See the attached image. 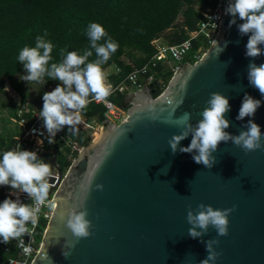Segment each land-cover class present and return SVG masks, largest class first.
Returning <instances> with one entry per match:
<instances>
[{
    "label": "water",
    "instance_id": "1",
    "mask_svg": "<svg viewBox=\"0 0 264 264\" xmlns=\"http://www.w3.org/2000/svg\"><path fill=\"white\" fill-rule=\"evenodd\" d=\"M227 4L218 31L197 61L173 71L156 97L146 88L128 93L126 117L116 125L95 127L62 176L56 168L61 179L52 195L53 209L30 264H197L207 256L205 243L188 235L186 216L189 207L195 212L201 203L214 209L235 206L227 236L209 227L202 238L219 240L214 247L221 255L215 264H264V148L245 153L231 141L221 142L213 153L217 163L208 169L190 153L173 154L168 144L180 131L175 120L189 113L193 124L199 121L212 92L229 98L225 131L233 135L246 130L243 125L250 119H236L245 93L260 99L251 119L264 133V97L247 80L248 36L229 26ZM236 21L243 22L238 16ZM254 62L264 63V55ZM150 103L158 115L155 121L145 109ZM190 142L191 136L181 146ZM106 151L109 155L81 203L80 182ZM74 206L86 209L93 224L92 235L78 241L66 227L67 209ZM63 250L71 255L65 258Z\"/></svg>",
    "mask_w": 264,
    "mask_h": 264
},
{
    "label": "clouds",
    "instance_id": "2",
    "mask_svg": "<svg viewBox=\"0 0 264 264\" xmlns=\"http://www.w3.org/2000/svg\"><path fill=\"white\" fill-rule=\"evenodd\" d=\"M225 14L232 16L230 27L236 25L240 36H248L245 56L251 60L247 67V80L249 85L264 97V63L257 65L254 62L256 58L264 55V0H228ZM237 16L242 23L237 24ZM86 35L90 41L89 47L83 49L82 54L60 49L62 59L59 63L51 62L55 45L48 39L47 30L36 36L34 47L25 46L18 55V61L26 72V75L19 77L20 80L28 84H45V77L59 81L53 90L44 92L43 107L39 111L50 145L65 126L71 129L82 122V111L90 103V96L96 101L107 102L113 91V85L108 82L102 66L117 51L119 44L108 35L100 23H89ZM102 40L104 42L100 43ZM93 50L96 59L89 62ZM261 103L260 99L245 93L236 119H250L243 125L246 130L233 135L225 131L230 126V121L226 119V114L231 110L229 98L220 92H212L199 121L193 124L189 113H184L175 120L174 126L180 131L179 134H173L168 141L172 153H190L195 163L211 169L217 163V157L213 153L218 151L221 142L226 144L231 141L245 153L264 148V133L261 132L260 125L251 119L261 107ZM145 109L152 114L153 121L158 119L153 104H148ZM189 136L190 144L187 147L181 146V141ZM38 143L42 145L43 141ZM21 149V145L17 144L16 148L5 151L0 158V186L10 187V196H16V199L9 197L0 202V243L8 244L17 240L18 246L23 248L24 241L20 238L26 234L31 235L32 230L27 225L31 223L33 229L36 227L41 207L48 199L52 187L49 180L53 177V165L39 158L36 151ZM108 155L106 151L97 161L95 170L83 176L79 185L81 203L86 199L93 179ZM96 188L102 190L103 185L97 184ZM20 193H26L32 203L21 202ZM234 210L235 206L214 209L211 205L203 203L198 205L195 212L189 207L186 220L191 227L188 229V235L193 239H201L207 252V256L197 264H215L221 253L216 251L214 246H218L220 242L218 239L203 241L202 238L207 235L209 227L213 228L218 236H227L228 218ZM88 215L86 209L78 210L75 206L67 209L66 227L77 241L92 235L93 224L87 218ZM60 218L64 220L65 213H61ZM67 246L71 248L74 244ZM62 255L67 258L71 252L63 250ZM48 258L46 253L44 259Z\"/></svg>",
    "mask_w": 264,
    "mask_h": 264
},
{
    "label": "trees",
    "instance_id": "3",
    "mask_svg": "<svg viewBox=\"0 0 264 264\" xmlns=\"http://www.w3.org/2000/svg\"><path fill=\"white\" fill-rule=\"evenodd\" d=\"M213 7L214 0H0V112H5L8 119L14 121L12 131L0 128V158L5 151L16 148L17 144L21 145V150L32 151L31 142L21 140L23 129L19 128L18 121L22 119L24 127H29L33 116L40 115L44 92L53 90L59 83L45 77V84L31 82L27 88L19 78L21 74L26 75L23 65L18 61L19 52L25 46L34 47L37 35L48 31V39L55 45L51 62L59 63L62 59L60 49L82 54V50L90 45L86 35L87 26L92 22L100 23L119 44L117 51L102 66L103 70L112 65L116 67V73L107 75L108 82L116 87L126 74L144 65L153 55L152 41L166 45L182 42L189 32L196 29L202 19L201 12ZM198 46H202L204 51L208 47L197 38L191 42L190 52ZM95 59L93 50L89 62ZM148 74H152V79L147 81L143 78L141 87L156 97L166 86L172 72L158 65ZM6 88L16 95V102L8 96ZM131 91L115 90L107 102L127 110L129 105L126 96ZM104 113L101 103L90 101L82 111V119L102 126ZM40 125L41 122L36 124ZM88 139L87 129L65 126L57 133L53 144L48 143V137L41 138L42 152L38 153V157L48 163L54 160L51 163L53 167L64 173L69 165L64 159V153L68 151L67 144L74 146L75 158ZM11 191L8 186H0V202L11 198ZM43 226L44 223L38 230L36 244ZM12 254L0 251V261L3 262Z\"/></svg>",
    "mask_w": 264,
    "mask_h": 264
},
{
    "label": "built area",
    "instance_id": "4",
    "mask_svg": "<svg viewBox=\"0 0 264 264\" xmlns=\"http://www.w3.org/2000/svg\"><path fill=\"white\" fill-rule=\"evenodd\" d=\"M226 2L227 0H214V7L212 9H204L201 12L202 19L196 25V29L192 32H189L187 38L182 42L174 45H166L160 44L157 41H152L151 44L154 50L153 55L147 60L144 65L139 68L133 69L128 74H126L120 84H118L116 87H113V91H121L123 89L136 91L144 88L141 87V80L143 78H146L147 81H150L152 79V74H148V72L154 71L158 65L166 68L165 65L168 64L167 68L171 72H173L183 63H190V61L193 63L197 61L204 53V50L202 49V46H198L194 51L190 52L191 42L199 38L203 43L209 46V44L213 40V37L218 31L219 21L222 17V12L226 6ZM89 100L93 101L94 103H101L103 105L105 110L104 122L106 123L116 125L126 117V110L118 108L109 102L96 101L91 96L89 97ZM39 122H41V125L36 126V124ZM18 124L23 129L21 140H27L31 142V150L36 151L37 153H41V144L38 142L41 141V138L47 137V131L46 129H44L43 121L40 119V117L34 115L32 124L27 128L24 127V121L22 119L18 121ZM41 133H43V135H41ZM67 146L68 151L64 153V159L70 164L74 159L75 148L73 145H71V143H68ZM52 171V187L48 193V199L41 207L38 224L34 229L31 223L27 225V227L32 230V232L30 236L26 234L20 238L24 241L23 248L18 246L17 240H12L8 244L0 243V251L5 254H8L9 252L14 253L7 256L3 262L0 261V264H30L33 256L36 254L39 246V242L38 244L35 243L39 233L38 230L42 227L43 223L44 226L42 228V232L44 230L45 224L53 209L52 195L61 179L60 177H58L56 167H53ZM62 175L63 173H61V176ZM10 193L11 192H9V195ZM19 198L23 203H32L26 193H20ZM11 199H16V196L11 195ZM42 232L40 234V237L42 235ZM25 249H27V251H25Z\"/></svg>",
    "mask_w": 264,
    "mask_h": 264
},
{
    "label": "rangeland",
    "instance_id": "5",
    "mask_svg": "<svg viewBox=\"0 0 264 264\" xmlns=\"http://www.w3.org/2000/svg\"><path fill=\"white\" fill-rule=\"evenodd\" d=\"M123 60L126 61L125 58H123ZM165 66L167 68L168 64H166ZM21 75H24V74H21ZM24 82H25L26 87L29 88V84L26 81H24ZM6 92H7L8 96L13 101H15V102L17 101V97L12 91H10L8 88H6ZM132 92H134V91H131L130 93H132ZM18 126H19V124H18ZM76 126L79 127L80 129H87L89 131V138H90L95 127L99 128V129L101 127V125L97 124L94 121H85L83 119H82V122ZM0 128H3V129L8 130V131L9 130L12 131L14 129V121L9 120L8 117L5 115V112H3V111L0 112ZM19 128L21 129L20 126H19Z\"/></svg>",
    "mask_w": 264,
    "mask_h": 264
},
{
    "label": "crops",
    "instance_id": "6",
    "mask_svg": "<svg viewBox=\"0 0 264 264\" xmlns=\"http://www.w3.org/2000/svg\"><path fill=\"white\" fill-rule=\"evenodd\" d=\"M104 71H105L106 75H109V74L116 73L117 69L115 66L112 65V66H109L108 68H106ZM50 162L52 163V160Z\"/></svg>",
    "mask_w": 264,
    "mask_h": 264
}]
</instances>
